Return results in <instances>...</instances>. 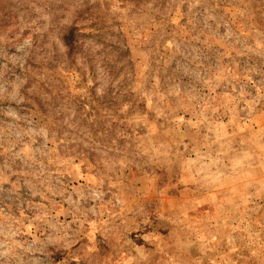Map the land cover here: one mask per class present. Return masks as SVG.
<instances>
[{"label":"rangeland","instance_id":"374dc122","mask_svg":"<svg viewBox=\"0 0 264 264\" xmlns=\"http://www.w3.org/2000/svg\"><path fill=\"white\" fill-rule=\"evenodd\" d=\"M0 264H264V0H0Z\"/></svg>","mask_w":264,"mask_h":264}]
</instances>
